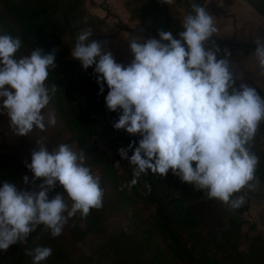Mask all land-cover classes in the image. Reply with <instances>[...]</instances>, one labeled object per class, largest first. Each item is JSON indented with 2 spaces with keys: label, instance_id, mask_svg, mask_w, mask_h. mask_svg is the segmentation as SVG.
Here are the masks:
<instances>
[{
  "label": "trees",
  "instance_id": "1",
  "mask_svg": "<svg viewBox=\"0 0 264 264\" xmlns=\"http://www.w3.org/2000/svg\"><path fill=\"white\" fill-rule=\"evenodd\" d=\"M246 1L264 17V0ZM204 2L124 0V6L130 19L141 22L159 39L161 30L174 36L183 30L178 5H184L188 15L192 4L203 7ZM91 5L99 4L96 0H0V35L21 38L17 59L29 56L36 48L45 54L55 50L56 68L49 69L45 83L57 87L42 110L45 122L48 114L54 113L56 124L45 131L34 128L28 136L19 137L10 128L7 115L0 112V186L7 181L16 184L18 190H40L43 178L32 183L33 173L25 162L31 163L37 142L43 140L49 151L60 144L82 151L85 165L100 178L104 193L101 209L90 210L86 218L77 212L55 238L43 225L38 226L27 243L0 251V264H32V257L26 253L37 246L52 249V255L41 264H264V233L246 216L249 196L264 197V120L250 148L259 158L254 188L251 195L237 193L245 198L239 209L230 211L226 205L208 199L205 191L194 190L171 170L164 177L148 170L131 189L125 187L133 179L134 166L122 159L118 150L128 149L135 141L133 149L128 150L130 158L142 137L113 127L122 110H108L106 82L101 93L95 65L85 70L78 59L69 56L81 31L92 29L90 41L108 35L105 17L92 11ZM206 44L213 51L219 48L218 59L228 60L236 88L247 84L264 98L263 89L249 71L235 61L236 49L248 50L250 42L237 40L235 34H213ZM25 176L29 178L27 184ZM63 193L57 182L48 196L51 199ZM64 197L70 210L72 201L66 193Z\"/></svg>",
  "mask_w": 264,
  "mask_h": 264
},
{
  "label": "clouds",
  "instance_id": "2",
  "mask_svg": "<svg viewBox=\"0 0 264 264\" xmlns=\"http://www.w3.org/2000/svg\"><path fill=\"white\" fill-rule=\"evenodd\" d=\"M161 2L171 4L172 0ZM191 8L194 14L184 18L183 30L176 36L161 30L159 39L132 38L134 58L127 66L117 63L111 52H103L100 42L89 40L91 28L77 36L71 55L85 70L95 65L101 93L106 82L108 110H122L113 127L142 137L130 158L128 150L135 141L128 149L118 150L134 166L133 179L125 187L131 189L148 170L160 177L171 170L182 182L205 191L208 199L232 211L244 203V196L237 193L254 188L259 158L250 148L264 120V98L247 84L235 87L228 60L217 58L218 47L215 51L205 47L216 32L213 17L195 3ZM254 43L258 68L264 73V39ZM21 45L19 37L0 35V112L7 115L19 137L28 136L34 128L45 131L55 126V114L49 113L46 123L42 110L49 104L50 93L57 91L55 84L45 83L49 69L56 68L55 50L45 54L36 48L17 59ZM37 144L31 163L25 166L33 173L32 183L43 178L40 190H18L7 181L0 186V251L27 243L40 225L58 237L77 212L86 218L90 210L103 207L100 178L85 165L82 151L68 144L49 151L43 140ZM23 180L27 184L28 176ZM57 182L72 201L70 210L64 193L49 199ZM146 187L151 191L150 185ZM26 254L32 264H41L52 249L37 246Z\"/></svg>",
  "mask_w": 264,
  "mask_h": 264
},
{
  "label": "crops",
  "instance_id": "3",
  "mask_svg": "<svg viewBox=\"0 0 264 264\" xmlns=\"http://www.w3.org/2000/svg\"><path fill=\"white\" fill-rule=\"evenodd\" d=\"M96 1L99 5H91L90 8L105 17L108 25L107 33L110 32L97 41L101 43L103 52H111L117 63L127 66L134 58L130 50V40L132 38L147 40L154 37L141 22L130 19L124 0ZM203 7L213 17L216 28L214 35L224 37L235 34L237 40L250 42V49H236L235 61L249 71L252 80L264 91V73L259 71L254 55L256 48L254 41L258 38L264 39V17L258 14L246 0H205ZM185 8L184 5H178L182 22L187 16ZM205 47L208 48L207 44ZM247 191L248 188H245L243 192ZM251 198L256 199L255 202L258 204L264 201V197Z\"/></svg>",
  "mask_w": 264,
  "mask_h": 264
},
{
  "label": "rangeland",
  "instance_id": "4",
  "mask_svg": "<svg viewBox=\"0 0 264 264\" xmlns=\"http://www.w3.org/2000/svg\"><path fill=\"white\" fill-rule=\"evenodd\" d=\"M110 33V32H108ZM72 52V50H71ZM71 52L69 54L70 57H72ZM73 58V57H72ZM11 140V139H10ZM12 144H16V142H13L11 140ZM245 189H243L242 191H244ZM247 200V198H246ZM256 199L249 197L248 199V203H249V208H248V212L246 213V216L251 218L252 220H255L259 226V228L263 231L264 233V216H262V213L264 215V201H261V203H256L255 202ZM264 200V198H263ZM261 209V211H260Z\"/></svg>",
  "mask_w": 264,
  "mask_h": 264
},
{
  "label": "water",
  "instance_id": "5",
  "mask_svg": "<svg viewBox=\"0 0 264 264\" xmlns=\"http://www.w3.org/2000/svg\"><path fill=\"white\" fill-rule=\"evenodd\" d=\"M243 193L248 194V195H251V189H248L247 192H243Z\"/></svg>",
  "mask_w": 264,
  "mask_h": 264
}]
</instances>
